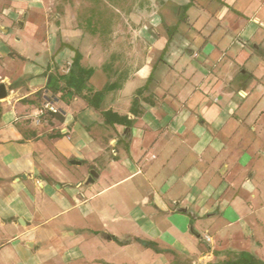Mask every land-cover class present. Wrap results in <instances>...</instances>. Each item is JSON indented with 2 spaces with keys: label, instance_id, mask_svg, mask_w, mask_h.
<instances>
[{
  "label": "crops",
  "instance_id": "1",
  "mask_svg": "<svg viewBox=\"0 0 264 264\" xmlns=\"http://www.w3.org/2000/svg\"><path fill=\"white\" fill-rule=\"evenodd\" d=\"M170 2L0 0V264L264 262L260 6ZM75 52L99 111L45 90Z\"/></svg>",
  "mask_w": 264,
  "mask_h": 264
},
{
  "label": "trees",
  "instance_id": "2",
  "mask_svg": "<svg viewBox=\"0 0 264 264\" xmlns=\"http://www.w3.org/2000/svg\"><path fill=\"white\" fill-rule=\"evenodd\" d=\"M191 4L192 3L190 2L181 7V21L184 19V12L191 6ZM79 61L80 55L75 52L69 71L66 74L55 72L48 75L45 90L48 91L52 97L58 93H60L61 98L64 99L79 97L85 101L89 107L99 111L105 94L113 89V85H106L100 91H94L88 87V79L92 70L81 67ZM48 100L52 101L51 98H48ZM100 114L102 115L104 122L108 125L118 124L126 127L130 126V122L125 116L117 115L110 110L101 111ZM55 116L57 119H61L59 115ZM144 245L152 247L151 244L145 243ZM210 264H264V262L250 253L231 252L224 260Z\"/></svg>",
  "mask_w": 264,
  "mask_h": 264
},
{
  "label": "rangeland",
  "instance_id": "3",
  "mask_svg": "<svg viewBox=\"0 0 264 264\" xmlns=\"http://www.w3.org/2000/svg\"><path fill=\"white\" fill-rule=\"evenodd\" d=\"M173 1H175V0H171V2L169 3L168 9H167L170 12L172 11V13H173V9H174ZM203 1L204 0H197V2L200 4H202ZM246 1L247 0H244V2H242V3H244V5L247 4L250 9H254L257 6L258 7L260 6L259 13L257 14V16L259 18V21L257 23L260 24V31L258 33H259L260 37L262 39H264V0H252L253 2L249 3V4H248V2L246 3ZM249 1H251V0H249ZM238 3H236V5ZM197 10H198V5H193L186 12L188 20L191 24L194 23V21L197 18ZM196 25H198V22H196L194 26H196ZM179 38L185 39L188 42H192L194 45L193 48L197 46L198 42H194L195 40H198V38L196 37L195 29H193L192 27L189 28V25H187V24H181L180 32H179Z\"/></svg>",
  "mask_w": 264,
  "mask_h": 264
},
{
  "label": "built area",
  "instance_id": "4",
  "mask_svg": "<svg viewBox=\"0 0 264 264\" xmlns=\"http://www.w3.org/2000/svg\"><path fill=\"white\" fill-rule=\"evenodd\" d=\"M45 112H49L52 114H57L58 110L57 108L53 105L52 102L45 100L42 105L40 106V108L37 110V117H40L41 115H43ZM204 241L205 242H210V238L208 236L204 237Z\"/></svg>",
  "mask_w": 264,
  "mask_h": 264
},
{
  "label": "water",
  "instance_id": "5",
  "mask_svg": "<svg viewBox=\"0 0 264 264\" xmlns=\"http://www.w3.org/2000/svg\"><path fill=\"white\" fill-rule=\"evenodd\" d=\"M6 97V90L4 85L0 84V100L4 99ZM92 176H96L95 173L93 171L90 172V177ZM91 180V178H90Z\"/></svg>",
  "mask_w": 264,
  "mask_h": 264
}]
</instances>
